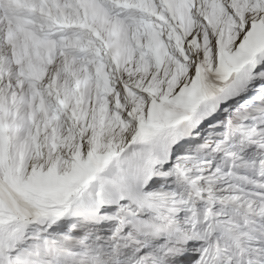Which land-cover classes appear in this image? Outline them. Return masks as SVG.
Listing matches in <instances>:
<instances>
[{
    "label": "snow or ice",
    "instance_id": "6c2138e0",
    "mask_svg": "<svg viewBox=\"0 0 264 264\" xmlns=\"http://www.w3.org/2000/svg\"><path fill=\"white\" fill-rule=\"evenodd\" d=\"M0 264H264V0H0Z\"/></svg>",
    "mask_w": 264,
    "mask_h": 264
}]
</instances>
